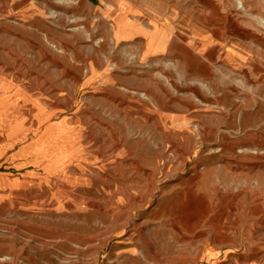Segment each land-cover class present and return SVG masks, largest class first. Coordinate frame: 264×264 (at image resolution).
Listing matches in <instances>:
<instances>
[{
    "label": "rangeland",
    "instance_id": "rangeland-1",
    "mask_svg": "<svg viewBox=\"0 0 264 264\" xmlns=\"http://www.w3.org/2000/svg\"><path fill=\"white\" fill-rule=\"evenodd\" d=\"M62 1L0 0V264H264V0Z\"/></svg>",
    "mask_w": 264,
    "mask_h": 264
},
{
    "label": "bare ground",
    "instance_id": "bare-ground-1",
    "mask_svg": "<svg viewBox=\"0 0 264 264\" xmlns=\"http://www.w3.org/2000/svg\"><path fill=\"white\" fill-rule=\"evenodd\" d=\"M60 4L62 3L63 4V1L62 0H57ZM65 2V1H64ZM240 4H242V9H243V11L245 12V13H248V11H247V9H246V7H245V5H244V3L240 0ZM69 5V4H68ZM247 5V4H246ZM3 7V6H2ZM250 9H252V7L250 8ZM59 13V12H58ZM52 18L53 19H56L58 16H57V13L56 12H54V11H52ZM60 14V13H59ZM250 15V14H249ZM255 16H257V15H255ZM252 19V18H251ZM260 19V18H259ZM258 19V20H259ZM261 21V22H260ZM260 25L259 26H261L262 27V29H263V31H264V18H261L260 19ZM258 23V22H257ZM264 43V42H263ZM206 58V57H205ZM196 67V70H195V73H196V84H199V86H202V85H204V84H206L207 83V76L206 75H204L203 74V71H204V69H202V68H198V66H195ZM210 69V68H209ZM92 76V75H91ZM207 84H209V83H207ZM208 87V86H207ZM13 87H11L10 85H8V83L6 84L4 81H0V93H1V96H0V105H9L10 103H12V102H18V95L16 94L15 96H13V97H11L12 95L11 94H8L9 93V90L10 89H12ZM208 104V103H207ZM146 109V108H145ZM35 112V111H34ZM165 117V116H164ZM190 126V125H189ZM185 128V127H184ZM205 128V127H204ZM196 130V129H195ZM197 130H198V128H197ZM189 131H190V129H189ZM191 132V131H190ZM189 133V132H188ZM238 135V134H237ZM0 137H2V136H0ZM214 137V136H213ZM215 138H216V136H215ZM237 139V138H236ZM1 141V140H0ZM119 142V141H118ZM50 145H49V147H48V151L50 152L51 150H53L54 151V154L53 155H51L50 153L48 154V158H45L44 156L42 157V160L43 159H45V160H47L48 162H49V164H50V166L48 167L49 169H53V168H60V166H64L65 165V163H66V160H67V158L71 155V154H74V153H72V151H70V150H72V149H63V148H60V146H58V144H56V142L54 143V145H53V143L52 142H50L49 143ZM259 144V143H258ZM53 145V146H52ZM117 145V144H116ZM52 146V147H51ZM229 146V145H228ZM227 147V146H226ZM186 148V147H185ZM264 148V147H263ZM262 149V148H261ZM237 150V149H236ZM239 154H241V155H247L249 152H248V149H246V147L245 146H241L240 148H239ZM212 151V150H211ZM189 152V151H188ZM249 158H251V157H249ZM261 160V159H260ZM230 161V160H229ZM84 164V163H83ZM138 165V164H137ZM72 166V165H71ZM74 167V166H73ZM248 168V167H247ZM263 168V167H262ZM144 174V173H143ZM148 175V174H147ZM151 175V174H150ZM256 175V174H255ZM147 177V176H146ZM148 178V177H147ZM83 183H85V182H83ZM67 186V185H66ZM135 195V194H134ZM137 196V195H136ZM195 195H193L192 193H191V188L190 187H188V190H187V192H186V195L183 197L185 200H188V199H190V198H193ZM148 197V196H147ZM134 198V197H133ZM141 198V197H140ZM144 198V197H143ZM229 198V197H228ZM232 198V200H233V198L235 199V197L234 196H232L231 197ZM146 200V199H145ZM133 201V200H132ZM140 202V201H139ZM119 204V203H118ZM75 206V205H74ZM256 206V205H255ZM135 207V206H134ZM118 208V207H117ZM120 208V207H119ZM127 208V207H126ZM125 208V209H126ZM133 209V208H132ZM112 212V211H111ZM234 216V215H233Z\"/></svg>",
    "mask_w": 264,
    "mask_h": 264
},
{
    "label": "crops",
    "instance_id": "crops-1",
    "mask_svg": "<svg viewBox=\"0 0 264 264\" xmlns=\"http://www.w3.org/2000/svg\"><path fill=\"white\" fill-rule=\"evenodd\" d=\"M8 112H9V110H8ZM8 112L7 113L6 112L3 113L2 110L0 111V122L2 124H4L3 122L6 121L5 118L8 116ZM3 160H6L7 163H12L13 165H20L22 163V162H19L16 159V156L15 155L14 156H10L9 154H2V153H0V162L3 161ZM13 167H15V166H13Z\"/></svg>",
    "mask_w": 264,
    "mask_h": 264
}]
</instances>
